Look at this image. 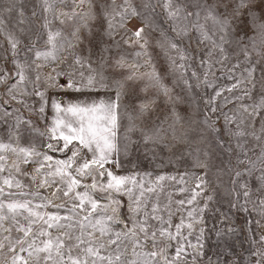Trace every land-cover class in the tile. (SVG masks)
Returning <instances> with one entry per match:
<instances>
[{
	"label": "snow or ice",
	"instance_id": "1",
	"mask_svg": "<svg viewBox=\"0 0 264 264\" xmlns=\"http://www.w3.org/2000/svg\"><path fill=\"white\" fill-rule=\"evenodd\" d=\"M40 2L41 12L45 14L43 23L40 25H35L33 22L38 15L35 10L32 12V17H28L22 7L18 8V17L15 22H12L11 27H9L10 18L6 20L4 15L0 14V37H3L7 43V47L0 43V60L12 65L11 69L0 65V84L7 86V95L11 100H17L18 95L27 93V83L39 82L41 70L50 64L56 65L52 68V73L55 75L49 73L47 76L51 86L57 85V77L72 75L71 71L61 69L59 64L63 53L68 49H74L76 43L80 42V28L76 27L69 37L60 29H54L51 26L52 19H60L61 24L65 23V20L75 21L91 31L88 21H94L97 18L96 14L91 12V0H89V12L76 11L78 4H83L85 0H71V12H57L58 5L65 4V0H40ZM156 4L162 8L165 19L170 22L169 28L175 35H169L160 24L156 23L155 6L151 0H144L140 10L133 5L131 0H123L120 4H117L116 0H110V3L103 4L101 16L107 24L106 35L113 39V47L119 48L120 46V40L115 39L118 30L125 28L127 21L132 17L141 18L144 26L135 31L126 29L125 36L120 39L128 44L134 37L135 45L140 48L135 56L149 55L150 58V54L146 51L148 39L145 29L155 28L161 34V39L157 41V44L168 55L172 72L180 74L178 82H182L183 89L191 92L198 88L215 86V79H210V77H214L216 65L223 67L224 61L229 59L226 45L235 44L243 53L248 67L241 70L240 77L237 78L235 84L227 89L220 88L206 103L211 105L210 111L215 113L217 111L215 100L224 91L232 92L244 82L255 88L256 66L252 63L251 57L257 46L260 48L261 55H264V18L259 17L256 12L258 0H156ZM13 7H15L14 4L3 11L11 13ZM259 7L264 13V0H259ZM245 15L248 17L254 35L248 36L244 32L247 25L243 24L241 18ZM50 16L52 19L49 18ZM237 30L240 31L239 36L236 35ZM25 38L28 43L24 42ZM245 39L247 43L244 42ZM185 42L188 47L184 46ZM38 43L42 46L38 47ZM193 44L197 49L200 45L204 46V52L201 53L203 58L198 64L204 69L203 76L199 75L195 69H191V63L196 59L190 50ZM108 51L109 49L104 47L101 53L97 54L98 69H93L92 64L85 58L74 57V65L84 67L86 64L90 71L96 73L95 76L87 77L83 85L85 90L95 89L96 84L107 87L104 83L106 79L104 69L108 67L106 59ZM172 52L176 53L175 57L170 54ZM111 66L116 69L127 68L129 72L125 80L115 81L116 97L114 100L101 99L90 104L69 102L64 107L57 101L53 102L57 115L47 130V136L49 141L54 140L56 144L49 142L46 147L53 152H64L71 145L70 157L54 161L53 156L39 152L35 148H16L10 144L0 143V151L9 149L13 153H18L23 157V163L35 157L32 162L37 164V167L30 179L36 182L39 178L37 189L60 184L61 187H57L55 192H60L62 197L68 201L66 204H54L52 199L41 196L39 191L8 192V196H28L33 199L39 197L41 203H33V199L5 201L2 199L5 188L0 187V235L3 236V239H0V253L7 247L8 252L13 254L11 264H189L187 259L189 256H191L190 264H198V261L204 257L205 227H200L195 243L188 239L193 229L191 223L187 225L188 235L181 233V228L184 227L183 218L180 224L175 225V231H172L171 212L165 220L162 215L158 214V204L152 206L151 212L146 210L145 203L141 200L145 193L144 185L137 180L138 174L116 175L111 169L105 167L109 163L120 166L118 159L120 153L123 152L127 156L133 145L137 147L140 145L139 141L132 140L128 135V132L136 127L134 123H130L127 132L122 137L123 142L117 143V128L119 127L117 110L120 107L126 81L144 80V90L149 88L154 90L151 100L140 104L139 115L150 111L160 96L165 98V102L173 104L172 123L165 127L166 121H162L155 126L151 134L142 132L145 145L151 144L159 147L163 144L166 148L175 147V144L167 142L169 136L176 143L187 141V130L182 131L178 127L182 122V117L175 111V104L179 102L180 97L172 94V89L164 83L163 77L157 73L154 66L152 71L141 73L139 76L136 75V66L126 64L123 56H118ZM140 66L147 67L146 64ZM71 67L70 65L69 68ZM189 69H191L190 72ZM237 69H240L239 60L228 70L229 78H232L234 70ZM32 73H35V77L30 80ZM80 75L83 76V73L81 72ZM262 78H264V69H262ZM11 80L15 83H9ZM193 80L195 83L192 82ZM68 86H72L71 82ZM35 94L44 98L42 92ZM244 96H248V93L245 92ZM244 96H237L234 99L242 100ZM20 102L24 103L23 100ZM230 102L228 97L224 98V104ZM16 111L18 112L19 109ZM43 112L44 106L42 105L40 113ZM261 112H264V98H261L259 103L241 104L233 115L224 113V129L226 134L233 138V142L222 138L220 129L213 126L215 122L209 117L205 118L204 123L216 133V143L221 148H225L229 155L233 153V143L235 144L236 163L234 166L231 164L227 166V173L232 176L230 193L238 202L240 200V193L236 191L238 185L242 190L244 203H233L231 207L244 212L249 211L247 205L251 201L253 191L249 187L247 177L259 172L256 178L261 187L257 191L262 195L256 201L251 202L255 208L261 209L259 214L264 218V116H261ZM11 116L13 113L6 109L0 112V119ZM257 117H260L259 134L255 128ZM132 119L129 116V120L132 121ZM31 123V121L16 116L13 136L18 138L22 132V126L30 127ZM233 124L235 128L230 127ZM32 130L39 131L34 128ZM39 134L44 136L46 133L40 131ZM249 138L256 142L251 147L248 146ZM257 148H259V154L255 155ZM84 152L90 153L91 158H86L83 155ZM250 153L255 155V159ZM204 155V161H201L199 157L196 159L197 166L206 169L203 176L197 178L196 188L200 191L194 190L192 198L187 201L189 204L196 199V196L208 189V181L205 179L209 168L206 162L207 152ZM114 156L117 159L114 160ZM4 160L5 157L0 155V161ZM241 165L245 167L241 169ZM3 170L4 166L0 163V171ZM16 171L20 172L18 166ZM147 175L149 174L146 173L145 176ZM105 176L108 177L106 183L102 180ZM89 178L92 180L91 184L83 183ZM164 179L163 175L157 177L159 181ZM169 179H174V177H169ZM3 184L9 189L24 187L19 180L13 183L11 178L4 179ZM78 188L84 190L76 191ZM134 189H139V195L134 192ZM97 190L106 194L104 198L108 203L101 204L92 195ZM147 191L151 192L154 189L148 188ZM118 195H126L130 201L128 206V212L131 215L130 226L121 218L122 201L117 199ZM205 199L206 203L199 209V216L193 217L195 209L187 213L189 218L197 219L201 224H203V213L209 208V203L214 200V195L209 194ZM178 203L183 205L185 201L181 200ZM49 206L55 208L56 211H43ZM229 220L230 217L226 213L221 214L218 222L224 226L217 229L213 225L218 241H226L229 236L236 233V228L226 224ZM151 221H158L159 226L152 224ZM251 223H255L257 227L264 226L261 225L260 220L249 221V224ZM116 224L123 225L125 230L115 231L113 226ZM166 224L167 227H165ZM168 241H176L175 254L171 258L168 254L170 247ZM128 243L132 245L130 254ZM149 243L152 245L151 251L146 250ZM258 243L264 245V235L259 237ZM225 247L231 253V248H228L227 244ZM188 248L192 251L189 252ZM253 255L257 257L256 264H264V249H257ZM206 264H222V262L219 257L215 260L209 257ZM229 264H238V262L233 260Z\"/></svg>",
	"mask_w": 264,
	"mask_h": 264
},
{
	"label": "rangeland",
	"instance_id": "2",
	"mask_svg": "<svg viewBox=\"0 0 264 264\" xmlns=\"http://www.w3.org/2000/svg\"><path fill=\"white\" fill-rule=\"evenodd\" d=\"M117 4L123 2V0H116ZM134 6L140 10V6L144 0H131ZM110 3V0H91L92 8L91 12L96 14V20L88 21L89 28H84L82 24L75 21L65 20V23L61 24L60 19H52V27L54 29H60L65 35L70 37V34L76 27L80 28V42L76 43L74 49L66 50L59 64L61 69L71 71L72 75H61L57 77V85L51 86V82L47 80L49 73H52V68L56 65H48L41 70V79L39 82L27 83V93L18 95L17 100H11L7 95V86L0 84V112L6 109L8 112L13 113L11 117H5L0 119V143L10 144L12 147L20 148H35L37 151L46 153L53 156L54 160L67 159L72 154V146L64 152H53L47 149L46 145L51 142L56 144V141H49L47 136V130L50 127L53 118L57 115L53 108V102L57 101L62 107L66 106L69 102L72 103H92L93 101H99L101 99L105 101L114 100L116 97V80H125L129 75L128 69H116L111 65L118 56H123L125 62L128 65L136 66V75L152 71V67H155L157 73H159L164 83L172 89L174 96H179L180 100L175 104V111L182 117V122L178 126L182 131L187 130V141L185 143H176L171 139V136L167 137V142L175 144V147L166 148L161 144L159 147H154L151 144L145 145L143 143L142 132L151 134V131L162 121H166L167 124L173 121V104L171 102H165V98L160 96L156 99L152 105L151 110L144 115H139V107L142 102H148L154 95V90L149 88L144 90V80H131L125 82L123 89L124 94L120 99V107L118 108V124L117 128V143H122V137L127 132L130 123H134L136 127L128 132V135L134 141H139L140 145L137 147L133 145L129 151V154L125 156L123 152L120 153L118 159L120 166L115 163H109L105 167L111 169L116 175H131L138 174L137 180L141 181L144 185V197L141 200L145 203L147 211L151 212L154 204L159 205V215H162L165 220L168 219V213L171 212V225L172 231H175V225L181 223V219L184 220V227L181 228V233L185 236L188 235L189 229L187 225L191 223L193 225L192 234L188 236V239L193 243L196 242V237L199 233L201 226L205 227V247L204 257L198 261V264H206L209 257L215 260L217 257L220 258L222 264H229V262L235 260L238 264H256L257 257L253 253L257 249H264V245L258 243L259 237L264 235V226L257 227L255 223L249 224V221L260 220L261 225H264V218L259 214L261 209L255 208L251 201H256L261 197L262 193L257 191L261 187L258 179L259 172H255L252 176L247 177L249 187L253 191L251 201L247 205L249 211L244 212L238 210V208H232L233 203L243 204L244 198L242 190L237 185L236 191L240 193V200L237 202L235 197L230 193L232 176L227 173L228 165H235V144L233 143V153L229 155L225 148H221L217 143V135L209 129L204 123L205 118L209 117L214 121V127L220 129L222 138L228 142H233V138L226 134L224 129V113L229 115L235 114V110L244 105H250L259 103L261 98H264V78H262V69H264V55H261L260 48L253 52L251 61L256 66L255 73V88L250 84L244 82L241 83L238 88L232 90V92L224 91L222 95L215 100V106L217 111L212 113L210 111L211 105L206 103L214 96L215 92L220 88L227 89L232 84L237 82V78L240 77V72L243 68L248 67V63L244 60L243 53L239 51V48L235 44L226 45L229 59L224 61L223 67L216 65L214 77L215 86L210 88H198L194 91H187L183 89L182 82H178L179 73H173L171 64L168 59V55L161 49L157 41L161 39V34L155 28H146L145 35L148 39V45L146 48L149 55L136 57L135 53L140 51V48L135 45V38L128 44L124 43L120 37L125 36V30L135 31L137 28L144 26V21L139 17H132L127 21L125 28H120L115 36L116 40H120L119 48L113 47V39L109 38L105 30L107 28L106 22H104L101 16V6L103 4ZM151 3L155 6L156 23L160 24L169 35H175L169 28L170 22L167 21L163 15L162 8L156 4V0H151ZM11 13H6L3 10L8 7H12ZM23 8L26 16L32 17V12L35 10L38 15L34 18V24L40 25L43 23L44 13L41 12L40 0H0V14H3L6 20H9V27L12 26V22H15L18 17V8ZM230 10V9H229ZM67 11L71 12V0H65V4L58 5L57 12ZM77 12H89V0H85L83 4H78L76 8ZM223 11V9H221ZM256 12L259 17L264 18V13L261 12L259 7L256 8ZM87 19V18H85ZM244 25V32L248 36L254 35L251 25L249 24L248 17L245 15L241 18ZM236 35H240V31L237 30ZM25 43L28 40L25 38ZM247 43V39L244 41ZM0 43L7 47L6 41L3 37H0ZM41 47V44H37ZM185 47H188L185 42ZM107 47L109 49L106 54L108 61V67L104 69V76L106 77L104 83L107 87H101L100 84L95 85L93 90H85L83 88L84 83L89 75H96V73L90 71L85 64L84 67L74 65V57L80 56L85 58L87 62L92 64L93 69H98V53H101L102 49ZM190 50L196 56V59L191 63V69H195L197 73L203 76L204 69L198 66L199 60L203 58L201 53L204 52V46L200 45L197 49L196 45L190 46ZM173 57L176 56L175 52L170 53ZM240 61V69L234 70L232 78H229L228 70L232 68V65ZM179 63V60H177ZM147 65V67H141L140 65ZM0 65H5L9 69L12 68L10 63H5L0 60ZM72 66L69 68V66ZM189 69V72L191 71ZM83 73V76L80 73ZM55 75V73H52ZM35 73L30 74V80L34 79ZM98 79V77H97ZM71 82V87L69 83ZM195 83V80L192 81ZM9 83H15L14 80ZM175 85V86H174ZM81 90H76V89ZM44 93L42 99L35 93ZM245 92L248 96H244ZM244 96V99L237 100L234 97ZM228 97L231 102L224 104V98ZM23 100L24 103L20 101ZM7 101V103H5ZM27 105V106H26ZM44 106V112L40 113L41 106ZM19 109L17 112L16 110ZM62 115V114H61ZM20 116L24 120L31 121L30 127H23L22 132L18 138L13 136L15 117ZM129 116L133 119L129 120ZM261 116H264V112H261ZM235 128V125H230ZM260 117L256 118L255 128L257 134H259ZM38 129L34 131L32 129ZM251 131V129H247ZM40 131L45 132L44 136L39 134ZM75 143V142H74ZM256 142L251 138L248 139V146L251 147ZM199 149V151H197ZM207 152V163L209 168L207 169V176L205 179L208 181V189L201 195L196 196V199L191 203H187L192 198L195 191H200L196 188L197 178L203 176L206 169L197 166L196 159L199 157L201 161L205 160L204 153ZM259 154V148L256 149L255 155ZM0 155L5 157L4 161H0L3 164L4 170L0 171V187L5 188V193L2 197L3 200L8 201L9 199H33L28 196H14L9 197L8 192L20 193V192H34L39 191L41 196L52 199L54 204L67 203V199L62 197L60 192H55L57 187H61L60 184H54L48 187H40L37 189L39 178L36 182H33L30 177L34 175L37 164L33 163L32 160L35 158H29L30 165L29 172L24 173L23 171V157L18 153H13L9 149L0 151ZM83 155L86 158H91V154L84 152ZM253 159L255 155L250 153ZM32 159V160H31ZM113 159H117L116 156ZM54 163V161H53ZM19 164V165H18ZM21 164V166H20ZM20 167V172L15 171L16 167ZM245 165H241L243 169ZM47 171V169H46ZM149 174L145 176V174ZM165 176L163 181L157 180L159 176ZM174 177V179H169ZM11 178L13 183L15 180H19L24 186L20 189L15 187L9 189L7 185L3 184L4 179ZM58 179V178H57ZM103 182H107L108 177L102 178ZM243 182V181H241ZM85 184H91L92 180L86 179L83 181ZM148 188H153L154 191H147ZM183 189V191H182ZM83 188H78L76 191H83ZM55 192V195L53 193ZM137 195H139V189H134ZM209 194L214 195V200L209 203V208L203 213V224L197 219L189 218L187 213L190 210L195 209L193 217L200 215L199 209L206 203V196ZM92 195L100 201L101 204H106L108 201L104 198L105 193L97 190ZM117 199L122 201V207L120 209L121 218L131 225V215L128 212L129 199L126 195H118ZM185 201L183 205H180L178 201ZM39 197L33 199V203H41ZM167 206V207H166ZM219 209V212H217ZM43 211L55 212L56 209L52 206L44 209ZM227 214L230 217L226 224H230L236 228L237 231L234 235L228 237L226 241H218V238L213 229V225L217 229L223 227L218 221L221 218V214ZM63 214V210H61ZM142 215V214H141ZM152 224L159 226L158 221H151ZM6 226L8 222H5ZM115 231H124V227L121 224L113 226ZM167 227V224L165 225ZM7 235V233H4ZM15 235V233H13ZM0 239L3 236L0 235ZM170 247L168 248V254L171 258L175 254L176 241H168ZM225 244L228 248H231V253L226 250ZM115 247V246H113ZM128 252L130 254L132 245L127 244ZM151 251L152 245L148 244L147 249ZM189 252L191 248L187 249ZM12 253L8 252L7 247L0 253V264H11ZM188 262H191V256L188 258Z\"/></svg>",
	"mask_w": 264,
	"mask_h": 264
},
{
	"label": "crops",
	"instance_id": "3",
	"mask_svg": "<svg viewBox=\"0 0 264 264\" xmlns=\"http://www.w3.org/2000/svg\"><path fill=\"white\" fill-rule=\"evenodd\" d=\"M33 159V158H32ZM31 159V160H32ZM35 159V158H34ZM55 161V160H54ZM28 163V162H27ZM27 163H23V171H24V173H27V172H29V168H30V165H28ZM19 165V164H18ZM20 166H21V164H20ZM20 168V167H19ZM16 171V170H15ZM21 171V170H20Z\"/></svg>",
	"mask_w": 264,
	"mask_h": 264
}]
</instances>
